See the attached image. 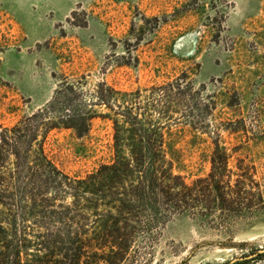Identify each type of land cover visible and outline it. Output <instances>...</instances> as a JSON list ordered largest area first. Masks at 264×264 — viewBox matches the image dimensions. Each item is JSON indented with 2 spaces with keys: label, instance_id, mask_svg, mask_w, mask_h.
Listing matches in <instances>:
<instances>
[{
  "label": "rangeland",
  "instance_id": "374dc122",
  "mask_svg": "<svg viewBox=\"0 0 264 264\" xmlns=\"http://www.w3.org/2000/svg\"><path fill=\"white\" fill-rule=\"evenodd\" d=\"M65 81L78 91L62 90ZM103 83L122 93L111 110L96 103ZM88 111L95 118L82 137L45 130ZM124 117L175 137L174 173L188 185L212 172L219 142L231 185L244 192L230 210L213 196L185 209L130 203L132 214L110 228L131 240L106 250L120 255L116 264H264V0H0V137L17 125L38 129L54 163L84 179L113 161L114 120ZM13 162L1 173L0 218L15 219L16 240L28 226L34 242L59 241L67 253L80 240L102 253L104 230L85 201L79 228L73 213H47L71 198L45 209V228L24 225Z\"/></svg>",
  "mask_w": 264,
  "mask_h": 264
},
{
  "label": "trees",
  "instance_id": "16d2710c",
  "mask_svg": "<svg viewBox=\"0 0 264 264\" xmlns=\"http://www.w3.org/2000/svg\"><path fill=\"white\" fill-rule=\"evenodd\" d=\"M61 89L71 94L78 91L77 86L69 81L63 82ZM121 94L105 83L100 84L96 91V103L111 110L112 105H120L121 101L116 96ZM94 118L89 111L75 112L65 115L58 122H48L45 130L69 129L82 137L91 130ZM134 120L126 117L121 121L114 120L113 161L101 165L84 179L70 177L54 163L45 152V140L38 142V129L31 132L28 127L17 125L5 130L0 137V174L3 173L8 156H12L14 167L10 174L24 201V225L34 222L33 228H45V209L53 207L58 200L71 198L70 204L60 207L61 211L47 213L62 219L73 213L74 217L68 218V221L79 228L76 218L82 217L77 212L81 209L80 202L85 201L87 205L84 209L96 215L95 228H102L104 236L96 241L102 253L90 254L85 243L80 240L73 242V250L66 253L59 246V241L50 242L44 238L34 242L29 239V235L35 232L32 227H23L21 239L16 240L19 230L15 219L2 217L0 264H116L120 255L114 251L106 253V250L117 246L124 251L130 246L131 240H118V236H112L110 228L118 227L116 223L119 217L126 218L132 214V206L129 205L132 202L139 205L166 204L175 209L183 206L185 209L200 200L208 203L213 196L215 202L228 210L235 206L244 190L233 189L227 176L230 156L219 142L214 143L212 172L207 178L188 185L182 176L174 173L181 163L175 137L171 134L166 136L159 131L160 127L135 129L137 124ZM1 175L0 178H3ZM115 217L118 219L111 222ZM135 223L137 227L138 223Z\"/></svg>",
  "mask_w": 264,
  "mask_h": 264
}]
</instances>
